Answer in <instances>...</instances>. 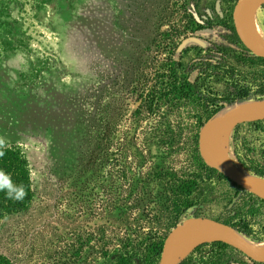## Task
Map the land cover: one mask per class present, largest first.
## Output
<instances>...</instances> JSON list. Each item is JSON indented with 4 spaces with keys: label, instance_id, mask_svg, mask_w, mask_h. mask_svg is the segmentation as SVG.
Segmentation results:
<instances>
[{
    "label": "trees",
    "instance_id": "1",
    "mask_svg": "<svg viewBox=\"0 0 264 264\" xmlns=\"http://www.w3.org/2000/svg\"><path fill=\"white\" fill-rule=\"evenodd\" d=\"M158 1L163 17L168 11L177 12L184 22L168 26L166 32L184 38L204 30L215 33L187 64L170 56L164 66L155 68L152 81L142 71L135 86L128 82V94L133 93L136 105L131 115L138 116L133 119L138 125L162 107L180 120L185 110L190 130L179 125L175 132L155 131L141 136L139 143V133L133 129L114 142L129 106L123 95L111 97L121 85L105 75L83 91L74 101L81 126L76 164L61 182L71 198L80 193L83 212L104 221L79 226L72 240L48 247L43 264H157L166 234L187 213L212 218L250 241H262L255 237L254 226L260 224L264 201L207 167L198 155L197 138L204 123L224 109L264 100V58L251 54L235 33L231 11L236 0H181L172 10H168L171 0ZM151 145L163 147L167 154L186 151L185 166L176 171L164 161L154 163L149 157ZM5 153L0 170L10 174L14 184L22 183L27 196L14 201L0 192V220L25 211L33 197L26 160L16 148ZM261 153L262 159L247 154L245 161L237 162L264 179ZM214 206L222 211L210 216L205 208ZM236 253L221 242L202 243L178 264H231ZM0 264L12 262L0 254Z\"/></svg>",
    "mask_w": 264,
    "mask_h": 264
},
{
    "label": "rangeland",
    "instance_id": "2",
    "mask_svg": "<svg viewBox=\"0 0 264 264\" xmlns=\"http://www.w3.org/2000/svg\"><path fill=\"white\" fill-rule=\"evenodd\" d=\"M180 1L171 0L168 10ZM251 11L252 33L264 42V5ZM160 12L158 0H0V136L26 160L33 193L25 211L0 220V254L12 264H43L48 247L72 240L79 226L93 227L104 221L83 212L77 199L80 193L76 197L72 193L71 198L61 182L76 164L81 134L74 101L101 76L108 75L113 84L121 85L112 98L120 94L129 101L114 142L133 129L139 133V143L141 136L155 131L175 132L179 125L190 130L192 122L185 110L180 120L162 107L138 125L133 122L138 116L131 115L136 105L133 93L128 94V82L135 86L142 71L152 81L155 68L164 66L170 56L187 64L215 33L204 30L193 38L177 37L166 31L168 26L184 24L181 13L168 11L163 17ZM223 149L232 163L252 175L237 161H245L247 154L263 158L262 120L231 128ZM185 152L167 154L163 147L151 145L149 157L177 171L186 164ZM205 211L214 216L222 210L214 206ZM190 216L187 213L179 222ZM258 219L255 237L262 241L247 239L252 243L264 242V211ZM212 242L216 241L199 244ZM232 257L235 262L231 264H264L240 252Z\"/></svg>",
    "mask_w": 264,
    "mask_h": 264
},
{
    "label": "water",
    "instance_id": "3",
    "mask_svg": "<svg viewBox=\"0 0 264 264\" xmlns=\"http://www.w3.org/2000/svg\"><path fill=\"white\" fill-rule=\"evenodd\" d=\"M263 4H264V0H238L235 3L231 13L232 24L239 41L251 54L260 58H264V51L253 45L244 36L239 23V17L242 13L247 12L253 8L260 7ZM261 102H264V100ZM261 120H264V110L259 111L257 113L242 114L239 116L230 117L228 119H220V120L208 122L207 124L203 125V127L200 129L198 133L197 151L200 159L207 167L216 170L218 173L228 178L230 181H232L234 184L242 188L244 191L264 201V190L262 188H259L258 186L246 180L245 178L239 176L238 174L215 163L206 154V145L208 141L219 132L225 129L230 130L231 128L241 123L256 122ZM213 223L220 224L202 216H190L184 218L182 221L177 223L175 226H173L170 229V231L166 234L164 238L157 264H166L167 251L173 237L176 234L181 233L191 227H201L205 232H207L209 235L213 237L211 241L227 244L236 251L243 254L244 256L248 257L250 260L258 263H264V256L254 253L241 241L228 235L222 230L214 227L212 225Z\"/></svg>",
    "mask_w": 264,
    "mask_h": 264
},
{
    "label": "bare ground",
    "instance_id": "4",
    "mask_svg": "<svg viewBox=\"0 0 264 264\" xmlns=\"http://www.w3.org/2000/svg\"><path fill=\"white\" fill-rule=\"evenodd\" d=\"M252 19L253 18L251 10L244 12L240 15L239 23L242 29V33L253 45L264 51V42L259 41L256 36L252 33ZM262 110H264V102L247 101L224 109L222 112L219 113L218 116H215V120L228 119L230 117H235L242 114L257 113ZM229 135L230 130L225 129L216 134L213 138H211L206 145L207 156L215 163L238 174L239 176L245 178L246 180L252 182L256 186L264 190V179L248 175L247 173L243 172L239 167H237L234 163H232L227 157L223 146ZM212 225L227 233L228 235L236 238L237 240L241 241L254 253L264 256V242L252 243L239 233L232 231L227 227L214 223ZM212 239L213 237L207 232H205L201 227H191L181 233L176 234L169 245L166 257V264H176L182 258V256H184L188 251H190L191 248L201 242Z\"/></svg>",
    "mask_w": 264,
    "mask_h": 264
},
{
    "label": "clouds",
    "instance_id": "5",
    "mask_svg": "<svg viewBox=\"0 0 264 264\" xmlns=\"http://www.w3.org/2000/svg\"><path fill=\"white\" fill-rule=\"evenodd\" d=\"M9 147V141L0 136V159L5 156V149ZM0 192L5 193V197L10 200L20 201L27 196V190L25 186L21 184H14L11 180V176L0 170Z\"/></svg>",
    "mask_w": 264,
    "mask_h": 264
}]
</instances>
